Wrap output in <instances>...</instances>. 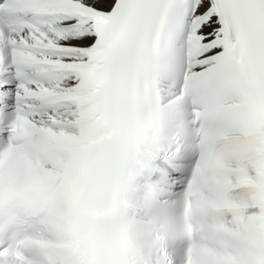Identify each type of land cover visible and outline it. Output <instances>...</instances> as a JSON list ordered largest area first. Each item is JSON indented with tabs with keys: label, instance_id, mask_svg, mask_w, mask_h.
<instances>
[{
	"label": "snow or ice",
	"instance_id": "6c2138e0",
	"mask_svg": "<svg viewBox=\"0 0 264 264\" xmlns=\"http://www.w3.org/2000/svg\"><path fill=\"white\" fill-rule=\"evenodd\" d=\"M0 264H264V0H0Z\"/></svg>",
	"mask_w": 264,
	"mask_h": 264
}]
</instances>
